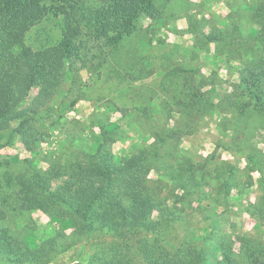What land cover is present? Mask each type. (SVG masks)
I'll use <instances>...</instances> for the list:
<instances>
[{"label":"rangeland","instance_id":"374dc122","mask_svg":"<svg viewBox=\"0 0 264 264\" xmlns=\"http://www.w3.org/2000/svg\"><path fill=\"white\" fill-rule=\"evenodd\" d=\"M259 1L156 0L157 11L140 17L101 76L88 80L80 72L84 98L67 109L78 94L66 83L63 96L41 113L43 141L24 146L9 132L0 140V157L25 160L36 170H45L53 157L69 161L96 151L118 163L167 132L151 177L171 192L160 207L180 218L171 244L190 241L206 264H225L224 255L237 264H264V107L247 100L241 87L264 59V47L253 37ZM87 4L99 6L97 0ZM57 21L49 17L33 26L25 42L55 41ZM70 67L78 74L76 61ZM38 91L32 88L27 105ZM180 166L193 169L194 184L170 178ZM0 228L31 234L33 242L68 239L73 231L39 210L0 222ZM83 255L76 247L50 264H75Z\"/></svg>","mask_w":264,"mask_h":264},{"label":"trees","instance_id":"16d2710c","mask_svg":"<svg viewBox=\"0 0 264 264\" xmlns=\"http://www.w3.org/2000/svg\"><path fill=\"white\" fill-rule=\"evenodd\" d=\"M88 1L0 0V140L12 132L24 146L41 143L45 137L37 127L43 120L41 113L63 96L64 85H74L78 94L69 109L84 98L80 72L85 71L88 80L101 76L109 57L134 33L140 17L157 11L156 0H97V7ZM49 17L58 19L55 41L38 46L26 43L30 29ZM254 18L259 29L253 37L264 47V0L254 9ZM75 61L80 65L78 74L70 67ZM259 61L241 87L245 98L262 108L264 59ZM34 86L39 91L27 105ZM166 138L167 132L118 163L108 153L96 151L65 162L53 157L45 170H36L25 160L0 157V222L13 223L39 210L53 222L61 220L63 229L73 230L68 239L60 235L33 242L31 234L15 235L9 228H0V264H50L58 254L76 247L85 256L75 264H206L205 255L190 241L174 246L169 240L180 218L160 207L171 192L151 177L162 157L160 143ZM169 176L184 183L195 181L191 167L180 166L178 173L170 170ZM223 258L225 264H237L231 256Z\"/></svg>","mask_w":264,"mask_h":264}]
</instances>
